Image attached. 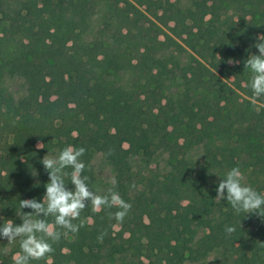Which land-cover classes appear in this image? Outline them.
Wrapping results in <instances>:
<instances>
[{
  "label": "trees",
  "instance_id": "16d2710c",
  "mask_svg": "<svg viewBox=\"0 0 264 264\" xmlns=\"http://www.w3.org/2000/svg\"><path fill=\"white\" fill-rule=\"evenodd\" d=\"M260 35L264 0H0V225L22 223L19 200L39 202L46 190L45 169L12 177L25 139L46 154L84 147L85 168L126 146L145 164L166 155L163 172L113 169L115 190L131 204L119 231L110 215L117 208L93 212L89 204L74 221H83L79 232L30 264H143L136 211L150 202L177 219L154 264H205L210 256L206 264H264V218L215 199L233 167L264 193V97L254 101L244 67ZM186 50L213 80L181 61ZM72 73L90 79L82 114L57 88ZM18 251L19 239H0V264H13Z\"/></svg>",
  "mask_w": 264,
  "mask_h": 264
},
{
  "label": "clouds",
  "instance_id": "9594fccd",
  "mask_svg": "<svg viewBox=\"0 0 264 264\" xmlns=\"http://www.w3.org/2000/svg\"><path fill=\"white\" fill-rule=\"evenodd\" d=\"M254 47L258 54H251L244 62L251 73L250 87L253 99L264 97V35L257 36ZM38 147H43L38 145ZM84 147L67 145L55 156L45 155L41 161L48 174V182L45 184V193L38 202L35 198L20 199L19 212L16 215L22 223L15 224L7 219L0 225V239L8 243L19 239L20 251L13 256V264H30L31 261L46 260L50 258L55 249L53 244L69 234L73 236L83 226L80 221L81 213L91 204L93 212H100L105 208H117L110 215L119 224L131 210V204L122 199L115 190L116 181L112 180L113 188H109L107 194L100 195L92 191L87 183L88 177L82 175L85 163L81 157L85 154ZM66 169H71L70 172ZM69 177L70 184L65 182ZM215 199L220 202L226 200L235 213L241 212L256 214L264 218V193L244 182V174L239 167H233L227 171L224 178L216 187ZM30 209L23 212L21 209ZM51 217V222L48 218ZM236 231L235 227H227L226 232L231 235ZM106 233H102L98 240L103 241Z\"/></svg>",
  "mask_w": 264,
  "mask_h": 264
},
{
  "label": "rangeland",
  "instance_id": "374dc122",
  "mask_svg": "<svg viewBox=\"0 0 264 264\" xmlns=\"http://www.w3.org/2000/svg\"><path fill=\"white\" fill-rule=\"evenodd\" d=\"M186 0H182L185 2ZM11 24V21L5 23V26ZM62 54H59L56 58H61ZM196 60V61H195ZM181 61L184 63H189L192 66H195V70L198 73L197 76L200 79L204 80H213V77L216 75L212 70L209 69L204 62L198 60L190 51L183 53L181 57ZM198 61V62H197ZM197 62V63H196ZM69 64V63H68ZM70 65V64H69ZM57 88L59 93L64 96L69 103V106L79 112L83 113V109H85L87 104V92L90 88V79L86 77L82 79L79 73H72L71 77L68 78L67 74L64 77L59 78L57 81ZM260 103V102H258ZM27 153L22 156L20 159L19 166L16 171L13 172V178L22 181L28 178H33L37 176L40 172L43 173V165L41 163L43 157L45 155L55 156L56 152L52 153H44L41 150L39 143H33L29 139H25ZM114 156H106V155H97L96 158L90 163L88 167H86L82 173V175L88 177L87 183L89 188L96 192L97 194H101L107 186L112 184V180L114 179L113 169L119 168L125 163L132 164L134 166V170L144 171L146 174L150 173H158L163 172V169L166 164V155L162 154L158 155L156 159L152 162H148L145 164L140 160H137V156L133 155V150L128 149L127 146L123 148ZM66 171L70 172L71 169H66ZM65 182L69 183L67 186L69 188L72 187L70 184L69 177H65ZM4 203L3 198L0 199V206ZM31 211L27 209V212ZM137 215H142V226L140 230L143 232V236L141 237V245H140V257L139 260L143 264H154L156 263L165 248L163 247V239L170 230L176 225V214H168L162 212L159 207L155 204V202L147 203L144 207L137 209ZM86 222L88 224L91 223L90 219H87ZM141 222V221H140ZM121 228L120 224H115L113 226V231L117 232ZM139 228V226H138ZM203 231L199 234L202 235ZM204 233H215L214 230L209 229L205 230ZM67 239L71 240V236H67ZM214 256H210L207 259V263L213 260ZM205 262V264H206Z\"/></svg>",
  "mask_w": 264,
  "mask_h": 264
}]
</instances>
